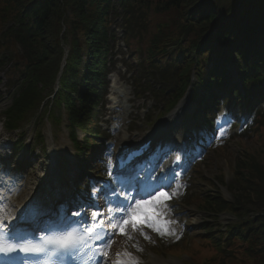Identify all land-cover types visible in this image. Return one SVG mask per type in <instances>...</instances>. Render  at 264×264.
I'll return each instance as SVG.
<instances>
[{
    "label": "trees",
    "instance_id": "obj_1",
    "mask_svg": "<svg viewBox=\"0 0 264 264\" xmlns=\"http://www.w3.org/2000/svg\"><path fill=\"white\" fill-rule=\"evenodd\" d=\"M118 9L128 49L147 75L155 72L145 85L152 87L153 75L167 78L162 86L176 77L181 96L195 74L205 100L213 101L214 89L227 88L226 66L236 64L245 85L243 98L248 100L251 90L264 97V0H0V68L8 67V78L22 73L17 96L5 112L8 130L38 118L55 93L65 56L59 89L44 104L40 119L59 124L64 110L72 139L77 141V130L84 133L83 144L76 142V147L93 151L99 137L93 115L107 87L106 61L114 38L110 13L115 20ZM172 42L176 48L167 53L164 45ZM233 95L242 98L237 88ZM196 118L210 126L207 116ZM255 128L247 141L258 149L248 150L242 139L233 182L226 184L219 172L210 195L198 205L213 222L224 213L235 222L225 232L204 225L198 247L206 257L194 258V264H264V113ZM226 153L218 151L219 156Z\"/></svg>",
    "mask_w": 264,
    "mask_h": 264
},
{
    "label": "rangeland",
    "instance_id": "obj_2",
    "mask_svg": "<svg viewBox=\"0 0 264 264\" xmlns=\"http://www.w3.org/2000/svg\"><path fill=\"white\" fill-rule=\"evenodd\" d=\"M117 32V39L114 43L115 46L112 53L113 56L115 55V64L114 67L111 65L110 69L112 74L109 76L111 88L109 89L110 91L108 96L110 102L108 101L107 107L109 117L106 118V121H108L109 124L111 123L112 127H116L118 122L116 118L123 113V110H121V107H117V104H125L126 115L123 116L125 119L124 125L119 127L115 134L110 133V136L112 137L111 142H117V139L127 137V140L131 143L137 144L141 142L143 138L147 137V135H149L155 128L160 126L161 123H163V121L166 120L171 113H173L175 109L170 114L166 115V117L165 113L172 109L166 111L165 105L168 103L167 100L169 98H173L177 92L174 89H168L165 94L166 96L160 98H157L159 95L155 96L150 93H145L141 98L137 97L134 85L137 83L139 74L137 65L138 61L131 57L129 50L125 47L122 40L123 30L120 29ZM169 48L172 50L173 46H170ZM0 80V95L2 98L0 100V179L12 189L19 190L20 183L22 182L24 184L23 192L19 196L17 194V196L13 197H5L7 199L6 209L15 213L23 206L25 199L31 193L38 191L41 188V185L47 181L49 165L53 162L54 156V154L48 150V139L51 134L53 135L56 143L59 145L63 143L67 144L66 148L63 149V152L65 155L70 157L72 162H74L73 160L75 158L74 164H77L78 168H80V173L77 178L82 175L86 166L88 167L94 164L86 163V165H82L81 162H79L81 158L76 155V151L69 143L68 131L65 128L59 129L56 126L51 127L49 124L35 125V120H33L25 128L23 138L19 139L16 134H12L10 136L2 127L3 118L1 117L3 112L11 104L14 90L10 93L7 92L5 87V71H0ZM195 80L196 79H193L192 84L196 83ZM138 92L140 94V91ZM195 92L201 94L200 90L190 88L186 95H194ZM156 93H159L158 89ZM123 94H126V98ZM256 100L257 97L253 96L252 102H255ZM236 103L237 102L235 100L229 101V112L226 111V117L224 114L219 113L216 121L217 124L220 121L223 124V128L227 130L225 135L229 134L231 136L224 138L225 135H223L221 138V141L224 142V144L226 143L225 145L228 149L226 155L221 157L216 156L214 151L210 149V144H205V147L200 150V152H203H201L199 159L195 162L192 160V163L188 168L186 175H188L189 180L184 194L179 195L180 192L173 191L175 192V195H172L171 199L167 200L170 211H167L166 218L171 221L177 219V222L184 226L186 231L182 238L177 241L175 235L169 234L162 236L158 232L153 231L151 227H148L146 222L139 223L137 228L134 230L132 223H130L125 228L126 234H121L120 232L116 234L104 264H112L110 260H114L116 245L124 247L127 252H130L132 256L139 261V264H147L151 259L160 260L169 264H188L189 259L184 255L178 256L173 254L170 249L171 246L178 248H182L183 246V250L194 254L195 259L206 257V254L200 247H198V243L193 242V239L203 236L204 232L202 231V226L206 222H211V220H208L205 215L197 212L195 207H187L183 204V202L187 200L185 195L186 193L189 196L192 195L191 197L193 198L195 195L209 192L210 188L208 182L213 177L218 176L217 173L220 169L226 174L229 181H231L230 175L231 168L234 165V160L242 154L241 152H243V149H241L238 143L234 141L232 135L238 134L239 128L241 129L240 124L242 122L240 123L237 118L244 116L242 110L246 106L243 101L239 102V107L235 106ZM256 111V109H251L250 112H248L246 120L250 121L253 119ZM179 115L180 117L176 119L175 124L164 132V136L169 138L179 137L182 134H195L197 132L195 126H192L186 119L182 118L181 113ZM163 116L166 118L163 119ZM161 117L163 118L161 119ZM232 123L237 125L234 126ZM183 125H185L184 129L181 127ZM103 126L104 128L108 127L107 125ZM221 131L222 129L218 128L214 132L216 134L215 137H220ZM42 132L44 136L46 135L45 138L47 147L46 144H42L39 140V134ZM6 140H9L10 144L4 147L3 142ZM18 141H20V143L13 148L12 145ZM98 141L100 143V140ZM101 142L103 143V141ZM200 143L201 140L199 139L198 144ZM198 144L192 147L193 150L198 146ZM246 147L250 151L258 149V145L252 143L246 144ZM96 174L97 172L92 171L90 176L95 177ZM84 183H90L92 185L97 182L94 178H87ZM74 188L76 189V187ZM222 192L225 196L227 195L229 197L226 190H222ZM171 193L172 191L169 192V194ZM75 197L78 199V195ZM80 200L81 199H79V201ZM171 211L174 215H171ZM164 218L165 217H162L161 219ZM192 219L200 221V225L197 229L188 226L190 224V220ZM232 221L233 220L230 216L223 215L212 225H227ZM141 230L149 236L150 239H145L141 234ZM129 236L132 238L129 239ZM190 243H192L190 247L186 248L185 246Z\"/></svg>",
    "mask_w": 264,
    "mask_h": 264
},
{
    "label": "snow or ice",
    "instance_id": "obj_3",
    "mask_svg": "<svg viewBox=\"0 0 264 264\" xmlns=\"http://www.w3.org/2000/svg\"><path fill=\"white\" fill-rule=\"evenodd\" d=\"M172 195H175V192L169 194L160 189H155L153 192L147 193V196L151 197V199H146L144 196L134 198V206L131 204L124 206L128 218L125 219L122 216L119 222L112 224L113 229L118 228L121 234H126L125 225L129 222L132 223L134 230L137 228L138 223L146 222L148 227H151L153 231L158 232L162 236L172 234L170 225L174 221L166 218L167 211H170L166 201L171 199ZM125 200H127V197H125ZM162 217L165 218L161 219ZM12 232V220L6 219V217H0V256L2 257L8 258L15 253L40 255L48 252L50 248L68 251L78 250L81 247H90L89 241L93 238L94 229L90 227L85 230L84 234H78L73 230L59 235L49 236L43 243L38 244L24 242L22 238L16 240ZM141 234L145 239H150L142 230ZM95 238L102 239L99 236ZM128 238L131 239L132 237L129 236ZM105 246L110 247V243L106 242ZM102 254L106 255L107 253L104 252ZM116 255L117 260L115 264H139V261L130 252L125 251L123 254L118 252ZM121 255L127 257V260L120 259Z\"/></svg>",
    "mask_w": 264,
    "mask_h": 264
},
{
    "label": "bare ground",
    "instance_id": "obj_4",
    "mask_svg": "<svg viewBox=\"0 0 264 264\" xmlns=\"http://www.w3.org/2000/svg\"><path fill=\"white\" fill-rule=\"evenodd\" d=\"M177 113H173L171 116H170V121H172V119H173V117L176 115ZM168 124V123H167ZM160 130V128H158L157 129V131H159ZM155 133H156V131H155ZM153 135H155L156 136V134H153ZM157 137V136H156ZM121 141V153H123L122 155H124V153L129 149V148H133V147H130V145L129 144H126V140H120ZM175 143V142H174ZM139 145V144H138ZM137 146V145H136ZM60 149H59V147H55L54 148V153H56L57 155H56V157H55V159H54V162L56 161V160H59L60 161V163H62V162H64V163H68V158L67 157H62L61 155H60ZM122 155H119V156H122ZM65 160V161H64ZM164 174H165V176H167V175H172V174H174L175 173V171H172L171 169H170V167L169 166H166V165H164L163 166V171H162ZM145 175H148V171L146 170L145 171ZM175 180V182H176V184H177V186H179L180 184V182L177 180V179H174ZM64 181H66L65 179H64ZM160 183V180H157V179H154V180H152V181H144V182H141L140 183V186L139 187H144V189L145 190H147V189H152L153 187H155V186H157L158 184ZM58 185H60V184H58ZM57 185V186H58ZM68 185V184H67ZM138 187V186H137ZM44 191H47V188L44 190ZM44 191L43 192H41V195L40 196H36L35 197V199L33 200V201H29L28 203H27V205L26 206H24L23 208H22V210L20 211V213L18 214V215H16L15 217H6V219H10V220H12V222L14 223V221H21V217H22V215H23V212L25 211V208H27V207H29V208H31L32 209V211L40 204V200H42L43 198H44ZM0 205H1V198H0ZM77 214V213H76ZM0 217H3L2 215H0ZM28 223H32L33 221H34V219H33V217H32V215L31 216H29L28 217ZM199 225H200V221L199 220H196V219H192V220H190V224L188 225L189 227H191V228H198L199 227ZM125 251H127L124 247H122L121 245H116V254L119 252V253H121V254H123ZM120 259H122V260H127V257H124L123 255H121V257H120ZM117 260V255H116V259H115V261ZM147 264H166L165 262H163V261H160V260H156V259H151Z\"/></svg>",
    "mask_w": 264,
    "mask_h": 264
}]
</instances>
